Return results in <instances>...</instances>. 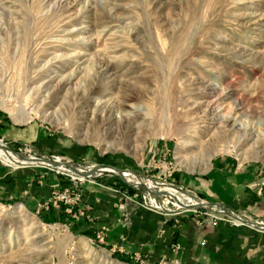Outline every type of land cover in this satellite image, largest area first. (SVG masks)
Here are the masks:
<instances>
[{
	"label": "rangeland",
	"instance_id": "374dc122",
	"mask_svg": "<svg viewBox=\"0 0 264 264\" xmlns=\"http://www.w3.org/2000/svg\"><path fill=\"white\" fill-rule=\"evenodd\" d=\"M102 70L107 73L97 85L105 91L100 102L112 106L129 95L130 109L142 118L155 102L152 123L141 118L139 129L126 130L97 113L100 90L89 99L85 89L95 86L94 73ZM187 109L193 113L188 119ZM203 114L206 119L197 123ZM4 124L35 125L88 152L84 160L45 155L30 143L0 137L11 150L26 144L28 160L56 156L62 162L57 166L75 168L79 177L91 172L90 182L75 189L79 197L86 185L108 182L117 191V178L119 189L131 195L137 179L148 189L138 191L155 198L162 195L151 186L172 184L234 214L212 202L218 189L231 185L242 167L256 168V179L264 173V0H0ZM219 137L224 149L209 152ZM21 160L31 164L23 169H43L65 183L51 190L43 208H51L52 192L73 188L45 162ZM98 168L115 173L98 175ZM117 171L130 176L123 179ZM79 201L72 213L82 208ZM18 206L0 203V264H144L138 254L120 258L104 239L76 231L85 218L72 221L62 204L58 219Z\"/></svg>",
	"mask_w": 264,
	"mask_h": 264
},
{
	"label": "crops",
	"instance_id": "0c3cea01",
	"mask_svg": "<svg viewBox=\"0 0 264 264\" xmlns=\"http://www.w3.org/2000/svg\"><path fill=\"white\" fill-rule=\"evenodd\" d=\"M0 137L10 144L30 143L45 155L60 154L80 160L90 156L74 149L71 141L48 136L35 125L16 129L4 124ZM256 171L253 167L240 168L232 184L218 189L219 198L212 201L240 217L239 226L218 223L200 228L189 215L174 225L171 218L127 202L117 178L112 179L117 191H112L108 182L83 186L79 206L86 210V221L78 223L76 231L95 236L105 229L104 246L120 258L138 254L144 264H159L162 260L168 264H264V231L248 225L264 221V173L256 179ZM255 183L261 186L252 187ZM64 186L59 177L46 170L10 169L0 164V203H17L36 214H55L58 219V214H64L62 208L43 206L53 188ZM174 244L178 245L176 251L172 250Z\"/></svg>",
	"mask_w": 264,
	"mask_h": 264
},
{
	"label": "built area",
	"instance_id": "2783aa9c",
	"mask_svg": "<svg viewBox=\"0 0 264 264\" xmlns=\"http://www.w3.org/2000/svg\"><path fill=\"white\" fill-rule=\"evenodd\" d=\"M30 150L26 144L14 146L13 150H11L7 144L3 143L0 140V162L5 166L11 167L13 169L27 167L31 164H23L24 162L21 159H30ZM13 155L16 157L14 159ZM33 161H42L40 159H31ZM45 167H48L50 171L55 172L61 176H66L72 181L74 185L71 189H65L63 191H54L51 194V198L49 203L51 207L58 208L60 204L67 207L66 212L72 221H78L84 219L85 212L82 209L71 212L72 206L77 205V199L79 198L78 193L76 192L77 185H81L85 182H90V176L85 174L81 177L70 172L65 169L64 163L63 167L57 166L58 163L62 164L61 159L59 157L53 156L51 157V161H42ZM27 163V162H26ZM109 171L104 170L103 168H98L95 172L98 175L102 173H115L112 168H109ZM117 173V172H116ZM119 176L125 179L130 175L126 172H118ZM127 176H123V175ZM132 177V176H131ZM133 179L134 176L132 177ZM130 179L124 180V183L129 185L127 181ZM142 185L139 180L135 179L133 188L136 189L134 193L126 194L124 193V198L127 202L137 205L147 211H153L160 213L164 217H173L174 225H177L179 222V218L182 216H191L196 221L198 227L202 228L206 226V224H210L211 226H216L218 223H225L232 226H239L242 224V219L237 216L225 214V211L222 208H219L216 205H208L197 193L192 190L183 187H175L172 184L167 185V187L160 188L158 186H163V184H156V186H151L153 191H157L162 195V198H155L151 196L148 192H139L138 188ZM47 203L44 204V207H47ZM236 217V218H235ZM250 227L258 226L261 231H264V221L258 220L254 221V223L248 224ZM105 229H102L99 234H97V238L101 242L103 240V233ZM203 244V242L201 243ZM178 249V245H172V250L176 251ZM137 256V254H134ZM160 264H166L164 261H161Z\"/></svg>",
	"mask_w": 264,
	"mask_h": 264
},
{
	"label": "bare ground",
	"instance_id": "6f19581e",
	"mask_svg": "<svg viewBox=\"0 0 264 264\" xmlns=\"http://www.w3.org/2000/svg\"><path fill=\"white\" fill-rule=\"evenodd\" d=\"M183 40V39H182ZM176 49V47H174V50ZM107 73V71H96L94 73V78L96 80V83H95V86L92 87H88L87 86V89L86 90V94H87V98L89 99H92L91 96H93L94 94V90L96 89L97 85H101V81L104 77V75ZM72 76V75H71ZM67 78L65 80V83H67L70 79V77ZM98 88V87H97ZM100 92L98 93H95V97H94V100H98L97 104H98V107L96 108V111L98 114H103L104 116V120L108 123H111V126L114 125L116 127H119L121 125H124L125 129L127 130L129 127H131V125H134L137 129L140 128V124L142 122V119H149L150 123H152L154 120L152 119V115L154 113V110H155V102H153L151 105H148L146 108H144L145 110V113H143V118L140 116V113H139V110L137 109H130L129 107V102L131 100V97L129 95H124V96H121L119 97L118 99V102L115 103L114 105L112 106H109V105H106L105 103H102L100 102V98L103 97V93L105 92L104 91V88L103 89H100ZM186 105V104H185ZM137 108V107H136ZM167 111V113H166ZM165 111V109L163 110L162 112V116L166 119L167 116H169V112L171 111L170 108L168 107L167 110ZM186 112V118L188 119V117H190L191 115H193L192 112H189L188 113V109L185 111ZM113 113H116L117 114V117H114L113 116ZM146 117V118H145ZM207 115L206 114H203L202 116H200L198 119V122L197 123H200V120L201 121H204L206 119ZM142 118V119H141ZM148 122V121H147ZM143 123V122H142ZM149 123V128H151V125ZM224 128V127H223ZM149 132L151 130H148ZM153 131V130H152ZM151 131V132H152ZM202 134L201 132H196V137H198V134ZM185 137V140H184V145H188V135H186ZM216 139V138H215ZM216 142L218 143L217 145H213L211 148H207V150L209 152H218V148L222 147L224 149V146H221L219 145L220 143H222V139L221 137L218 138V140H216ZM214 143V142H213ZM213 149V150H211ZM14 159H16V157L13 155ZM28 161H33V160H28ZM25 162V161H24ZM62 167V166H61ZM104 170L106 171H109L110 169H105ZM123 176H127L126 174L123 175ZM19 210H21V206H18L17 207ZM84 210V209H82ZM84 212H86V210H84Z\"/></svg>",
	"mask_w": 264,
	"mask_h": 264
},
{
	"label": "water",
	"instance_id": "95a60500",
	"mask_svg": "<svg viewBox=\"0 0 264 264\" xmlns=\"http://www.w3.org/2000/svg\"><path fill=\"white\" fill-rule=\"evenodd\" d=\"M69 168H70V170L72 171V172H74L75 174H77V175H80V173L75 169V168H72V167H70L69 166ZM117 172H119V171H117ZM92 173L90 172L89 173V175H91ZM140 187L141 188H143V189H145V190H148L144 185H140ZM150 192V191H149ZM152 195H154V193H152V192H150ZM228 215H230L229 213H227ZM243 223H246V222H243ZM254 228H257V229H259V230H261L258 226H254Z\"/></svg>",
	"mask_w": 264,
	"mask_h": 264
}]
</instances>
